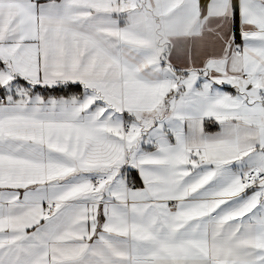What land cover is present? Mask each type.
Masks as SVG:
<instances>
[{
	"label": "snow or ice",
	"instance_id": "1",
	"mask_svg": "<svg viewBox=\"0 0 264 264\" xmlns=\"http://www.w3.org/2000/svg\"><path fill=\"white\" fill-rule=\"evenodd\" d=\"M0 264H264V0H0Z\"/></svg>",
	"mask_w": 264,
	"mask_h": 264
}]
</instances>
